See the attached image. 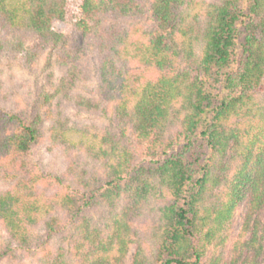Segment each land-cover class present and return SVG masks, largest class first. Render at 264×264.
Instances as JSON below:
<instances>
[{"label": "trees", "instance_id": "1", "mask_svg": "<svg viewBox=\"0 0 264 264\" xmlns=\"http://www.w3.org/2000/svg\"><path fill=\"white\" fill-rule=\"evenodd\" d=\"M125 19L143 23L125 27ZM0 25L33 33L41 51L77 26L99 55L100 96L115 94V117L132 127L137 147L154 150L167 127L176 131L166 157L144 163L125 129L66 115V104L102 110L66 82L59 98H39V109L48 103L41 114L21 102L16 112L0 107V166L17 175L0 187L10 239L1 257L21 263V251H32L40 264H126L136 242L131 264H264V0H0ZM46 123L49 140L71 152L67 171L38 172L27 159ZM227 158L238 159L233 173ZM101 204L110 213L96 223Z\"/></svg>", "mask_w": 264, "mask_h": 264}, {"label": "rangeland", "instance_id": "2", "mask_svg": "<svg viewBox=\"0 0 264 264\" xmlns=\"http://www.w3.org/2000/svg\"><path fill=\"white\" fill-rule=\"evenodd\" d=\"M120 23L125 27H134V25H141L143 20L125 19ZM66 36L67 38L62 41L49 44L41 51L38 49V40L33 33L10 31L0 25V107L3 110L16 112L19 111L18 103L21 102L22 106L28 109L31 115L39 112L41 114L48 103L47 100L43 99V104L40 105L41 109H39L40 107H37L39 98L45 96L46 93H53L56 98H59L56 95L59 86L66 82L70 92L82 94L102 102V110L99 113L98 111L80 109L74 104H66L63 110L66 115L84 123H94L100 129H108L111 132H120L125 129V143L135 150L137 162L145 163L166 157L164 150L167 142L175 137V127L172 125L167 127L157 142L156 149L144 151L141 147H137L132 127L125 122L117 121L115 117V94H110L107 97L100 96L99 55L88 48L87 41L77 26H71ZM74 65H78L80 71H82L78 75L71 72ZM260 97L264 99V91L260 94ZM61 105H64L63 102H61ZM13 128L14 126L10 125L8 131ZM70 153L69 150H64L49 140L48 124L46 123L42 138L33 146L27 159L38 172L61 173L68 170ZM82 153L80 154L84 156ZM226 161L229 163L230 172L233 173L238 159L227 158ZM87 164L91 169L101 171L100 162L88 158ZM16 180L17 175L14 172L6 171L0 166L1 188L10 187ZM217 197L218 194L212 195L208 201L212 202ZM129 200V196L126 193L123 194L120 205H126ZM108 211L109 209L105 204L96 206L92 211L94 222L102 223L105 221L110 213ZM243 211L244 203H241L235 211L233 231L227 246L228 249L240 231ZM150 221V216L139 217L136 221V227L144 230ZM41 229L38 228L37 231L45 238L46 231L43 228ZM53 238L54 240L51 242L56 245V242H59V235L53 236ZM9 241L8 233L0 223V252L9 244ZM138 245L139 243L136 242L131 244L126 257V264L132 263ZM21 252H23L21 263H19L20 258L0 256V264H40L36 254L32 251Z\"/></svg>", "mask_w": 264, "mask_h": 264}]
</instances>
